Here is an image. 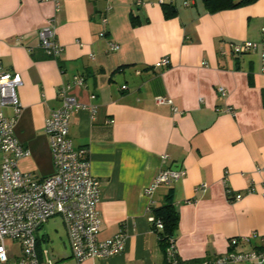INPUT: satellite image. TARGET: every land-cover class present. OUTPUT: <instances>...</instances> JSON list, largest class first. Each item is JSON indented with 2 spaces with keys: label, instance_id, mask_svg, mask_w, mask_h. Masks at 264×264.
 Here are the masks:
<instances>
[{
  "label": "crops",
  "instance_id": "1",
  "mask_svg": "<svg viewBox=\"0 0 264 264\" xmlns=\"http://www.w3.org/2000/svg\"><path fill=\"white\" fill-rule=\"evenodd\" d=\"M60 2L56 12L51 1L0 0V66L22 81L13 133L29 155L18 166L37 178L54 173L44 122L61 106L64 88L82 104L71 114L69 136L87 149L100 182L99 238L123 232L126 240L117 255L77 263L66 239L70 260L59 264H165L150 216L166 196L178 212L174 242L182 262L261 245L264 73L260 50L233 54L230 43L260 40L264 0L214 10L204 0ZM163 2L175 6L173 16H165ZM52 18L63 46L57 58L39 46L38 30ZM111 42L119 48L111 50ZM162 57L169 64L155 66ZM164 168L185 175L147 196L145 187Z\"/></svg>",
  "mask_w": 264,
  "mask_h": 264
},
{
  "label": "built area",
  "instance_id": "2",
  "mask_svg": "<svg viewBox=\"0 0 264 264\" xmlns=\"http://www.w3.org/2000/svg\"><path fill=\"white\" fill-rule=\"evenodd\" d=\"M51 1L55 11L60 10V0ZM162 2V0H160ZM109 10V8H108ZM107 18L102 19L106 23ZM54 19L38 30L39 46L46 54L57 58L63 52V46L56 39ZM103 35V32L100 33ZM260 40L230 43L233 54L260 50L261 71L264 73V25L260 28ZM19 41V40H17ZM77 43L80 42L77 40ZM81 44V43H80ZM111 50L119 45L111 42ZM221 54L225 51L221 50ZM169 64L168 57H162L155 66ZM80 78L78 83H82ZM22 84L19 75L8 72L0 66V264H59L50 259L46 250L40 249V238L36 232L50 219L59 217L64 225L71 250V257L77 263L88 259H104L121 253L126 235L123 232L101 239V218L97 205L100 201V182L92 174L87 149L75 147L69 136V122L72 112L82 104L64 88L58 91L61 106L52 110L45 118L44 131L49 136L54 173L48 177L37 178L33 173L22 171L18 160L29 155V150L14 136L13 127L21 111L17 88ZM220 95H225L224 87H218ZM159 104H170L175 112H180L170 98L158 96ZM11 108L12 114L4 112ZM94 113L92 107H89ZM226 112L233 113L231 107ZM167 155H162L165 160ZM258 170L264 171V168ZM185 171L175 168L161 169L154 180L144 189L147 196L162 184H170L183 177ZM206 188V184L196 186L195 190ZM253 190L252 188H248ZM231 190L227 188V193ZM234 199L242 197L234 194ZM150 222L162 229V222L150 216ZM44 236V235H43ZM251 236H257L252 233ZM261 245L249 250H230L215 258H205L200 262H182L177 254L175 242L169 240L165 248V264H264V235L259 236ZM18 242L19 253L11 251L6 240ZM248 240V237L242 238ZM238 238H231L236 246Z\"/></svg>",
  "mask_w": 264,
  "mask_h": 264
},
{
  "label": "trees",
  "instance_id": "3",
  "mask_svg": "<svg viewBox=\"0 0 264 264\" xmlns=\"http://www.w3.org/2000/svg\"><path fill=\"white\" fill-rule=\"evenodd\" d=\"M206 5L210 7L211 10L221 9L226 7L238 6L242 3L249 2L252 0H204ZM164 14L166 17H171L175 14V6L171 3H161ZM136 18V17H134ZM229 194H232L230 192ZM151 215L155 219H159L162 222V229L158 230L154 223H152L153 229L157 232L160 244L164 247L169 243L170 239L174 240V234L178 225V212L174 205V202L169 196L165 197L164 202L158 207H151Z\"/></svg>",
  "mask_w": 264,
  "mask_h": 264
},
{
  "label": "rangeland",
  "instance_id": "4",
  "mask_svg": "<svg viewBox=\"0 0 264 264\" xmlns=\"http://www.w3.org/2000/svg\"><path fill=\"white\" fill-rule=\"evenodd\" d=\"M36 236L40 238V249L46 250L51 260L58 263L70 260L67 256L69 250L65 246L67 239L66 231L60 218L55 217L50 219L38 230V232H36ZM6 245L11 251L19 253L18 242L7 239Z\"/></svg>",
  "mask_w": 264,
  "mask_h": 264
}]
</instances>
